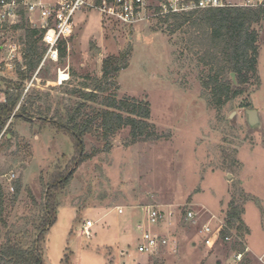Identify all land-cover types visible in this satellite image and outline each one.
I'll return each mask as SVG.
<instances>
[{"label": "rangeland", "instance_id": "rangeland-1", "mask_svg": "<svg viewBox=\"0 0 264 264\" xmlns=\"http://www.w3.org/2000/svg\"><path fill=\"white\" fill-rule=\"evenodd\" d=\"M149 1L154 8L157 2ZM82 12L75 14L65 56L45 61L22 81L21 99L32 97L28 105L33 102V109L64 116L80 101L74 91L101 77L103 59L131 45L127 66L119 70L112 89L118 98L148 102L149 122L158 137L129 143V129L123 127L106 151L93 134L85 136V151H99L79 164L56 193V220L41 242L45 264H237L239 243L250 264H261L264 20L254 24L259 84L251 80L244 93L218 109L201 87L203 68L186 50L183 28L170 32L157 16L130 26L100 19L97 10ZM25 19L30 23L26 12ZM25 19L19 14L0 26V102L4 90L19 81L24 32L15 25ZM249 109L257 111L258 124L249 126ZM0 133V244L8 235L27 245L35 236L49 177L56 167L66 166L74 144L67 132L36 118H10ZM231 199L243 207L249 233L240 237L231 229L230 240L207 248L198 230L208 221L225 226ZM146 206L162 210L167 218L155 228L168 235L169 243L153 254L135 252ZM189 209L198 213L196 224L185 219ZM86 221L91 222L88 235Z\"/></svg>", "mask_w": 264, "mask_h": 264}, {"label": "trees", "instance_id": "trees-1", "mask_svg": "<svg viewBox=\"0 0 264 264\" xmlns=\"http://www.w3.org/2000/svg\"><path fill=\"white\" fill-rule=\"evenodd\" d=\"M20 16L25 19L24 10H20ZM160 18L162 23L168 24L170 32L183 28L184 46L203 68L200 84L216 108H222L226 102L244 93V86L251 80L254 84H259L258 33L254 24L264 20V8L221 7ZM15 27L24 32L22 64L17 69L19 81L4 90L5 100L0 102V132L10 118L20 117L27 121L36 118L42 124L48 123L67 132L73 140L74 153L63 169L56 167L49 177L43 211L31 243L24 245L7 235L0 244V264H45L41 255V242L47 228L56 220V193L67 185L79 164L99 151H85V136L93 134L102 141L106 151L111 146V138L123 127L129 129V143L153 140L158 136L154 125L149 122L148 102L128 96L118 98L116 91L112 89L119 70L127 66L131 45L124 51L103 59L101 77H93L91 83H86L82 89L74 91L80 101L68 108L64 116L57 112L48 116L42 109H33V102L28 105L32 97L21 99L22 81L38 69L45 51L40 42V30L32 27L27 20ZM64 56L65 43H62L59 47V58ZM231 73L234 74L233 78ZM86 101L97 103L100 107L87 105ZM227 207L221 237L230 235L231 229H235V234L240 237L249 233L242 219L243 207L234 199L229 201ZM236 248V252L243 253L237 264H250L243 245L239 243Z\"/></svg>", "mask_w": 264, "mask_h": 264}, {"label": "built area", "instance_id": "built-area-1", "mask_svg": "<svg viewBox=\"0 0 264 264\" xmlns=\"http://www.w3.org/2000/svg\"><path fill=\"white\" fill-rule=\"evenodd\" d=\"M154 8L149 0H0V26L10 22L24 10L29 15L32 27L40 30V42L45 51L39 66L45 61L57 62L59 47L67 43L75 26V14L85 9L97 10L102 17L115 20L124 25L147 20L148 17H164L166 15L197 13L207 9L242 6L249 8H264V0H242L236 3L233 0H155ZM13 49L9 54H12ZM11 56V55H10ZM13 56V55H12ZM12 58V57H11ZM9 57V59H11ZM0 133V137H1ZM145 220L138 224V241L135 252L139 254H153L169 243L168 235L156 230L158 225L166 222V214L153 206L145 207ZM117 212H121L117 208ZM171 214V213H170ZM185 219L191 223L198 222V213L187 210ZM90 221L84 224V233L88 235ZM156 227V228H155ZM224 225H212L210 221L201 224L199 235L207 248H212L221 239L230 240L231 235L221 237ZM242 252L234 255L236 260H241ZM264 264V253L258 257Z\"/></svg>", "mask_w": 264, "mask_h": 264}, {"label": "water", "instance_id": "water-1", "mask_svg": "<svg viewBox=\"0 0 264 264\" xmlns=\"http://www.w3.org/2000/svg\"><path fill=\"white\" fill-rule=\"evenodd\" d=\"M231 77H234V74L231 73ZM246 115H247V122L249 124V126H253L258 124L259 122V117H258V113L256 110L254 109H249L246 111Z\"/></svg>", "mask_w": 264, "mask_h": 264}, {"label": "bare ground", "instance_id": "bare-ground-1", "mask_svg": "<svg viewBox=\"0 0 264 264\" xmlns=\"http://www.w3.org/2000/svg\"><path fill=\"white\" fill-rule=\"evenodd\" d=\"M60 78L63 80L66 78V74H63L62 72H60Z\"/></svg>", "mask_w": 264, "mask_h": 264}, {"label": "crops", "instance_id": "crops-1", "mask_svg": "<svg viewBox=\"0 0 264 264\" xmlns=\"http://www.w3.org/2000/svg\"><path fill=\"white\" fill-rule=\"evenodd\" d=\"M81 12H82V11H81ZM82 13H83V12H82ZM98 13H99V12H98ZM99 15H100V19H101V18H102V15H101L100 13H99ZM248 250H250L249 247H248ZM255 254H257V253H255Z\"/></svg>", "mask_w": 264, "mask_h": 264}]
</instances>
